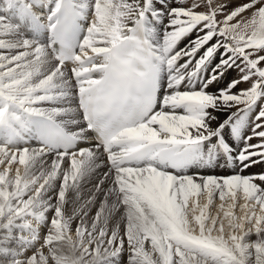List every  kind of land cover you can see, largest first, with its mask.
Returning <instances> with one entry per match:
<instances>
[{
    "label": "snow or ice",
    "instance_id": "obj_1",
    "mask_svg": "<svg viewBox=\"0 0 264 264\" xmlns=\"http://www.w3.org/2000/svg\"><path fill=\"white\" fill-rule=\"evenodd\" d=\"M261 165L264 0H0V264H264Z\"/></svg>",
    "mask_w": 264,
    "mask_h": 264
},
{
    "label": "bare ground",
    "instance_id": "obj_2",
    "mask_svg": "<svg viewBox=\"0 0 264 264\" xmlns=\"http://www.w3.org/2000/svg\"><path fill=\"white\" fill-rule=\"evenodd\" d=\"M246 87H247V86H245V88H246ZM248 171H249V172H252V173H259V172H262V169H261L260 166H259V167H253V168L249 169ZM215 174H216V175H227L228 172H222V171H220V170H217ZM245 174H248V173L246 172ZM202 202H203V198H202ZM216 203L218 204L219 201L217 200ZM241 203H243V201H241Z\"/></svg>",
    "mask_w": 264,
    "mask_h": 264
},
{
    "label": "rangeland",
    "instance_id": "obj_3",
    "mask_svg": "<svg viewBox=\"0 0 264 264\" xmlns=\"http://www.w3.org/2000/svg\"><path fill=\"white\" fill-rule=\"evenodd\" d=\"M233 75H235V74H233ZM245 86H247V85L246 84H241L239 87L240 88H245ZM104 171H106V169H100V173H102Z\"/></svg>",
    "mask_w": 264,
    "mask_h": 264
}]
</instances>
